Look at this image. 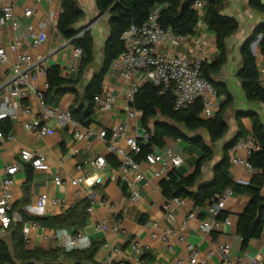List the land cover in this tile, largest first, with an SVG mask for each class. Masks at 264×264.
<instances>
[{
	"label": "crops",
	"instance_id": "crops-1",
	"mask_svg": "<svg viewBox=\"0 0 264 264\" xmlns=\"http://www.w3.org/2000/svg\"><path fill=\"white\" fill-rule=\"evenodd\" d=\"M77 1L85 14L84 18L77 24V28L89 29L93 34L95 43V61L83 73L81 81L77 85L79 92L83 93L93 75L100 71L102 67L103 51L110 33V25L109 15L98 10L96 0ZM6 4L14 6L16 17L21 26L19 29H14L11 24L0 26L1 41L7 46L16 40H21L22 46L28 48L30 40L26 33V24L32 22L37 26L41 20L47 18L51 11L61 9L62 0H42L41 2L36 0H0V9ZM30 6L35 7L36 12L28 19L24 16V10ZM223 13L234 16L239 21L238 31L227 40L228 61L217 76L218 82L232 95L233 102L226 111L225 118L229 129L222 139L212 141L206 129L188 132L190 137H202L214 151L212 160L205 162L202 166L198 185L213 179L215 169L223 159L225 145L236 137L241 128L245 131L247 137L250 136L253 123L248 115L249 112L257 113L264 123V103L247 99L238 76L242 67L240 53L242 45L250 38L258 25L264 24V13L253 9L249 4V0H228ZM46 32L49 39L40 52L48 55L47 66L59 65L63 76L76 78L80 63L76 65L77 60L73 58L74 46L61 36L57 26H48ZM256 46L258 51L256 52L255 47L253 52L257 58L261 77L264 75V55L261 53L258 44ZM159 52L162 54L179 52L188 59L204 55L207 61H211L215 58L217 52L215 35L201 21L197 33L192 39L187 42L173 40L161 46ZM33 53L37 54L36 52ZM16 59V53H12L11 64L15 63ZM72 59L73 61H71ZM76 66L77 70H75ZM4 69L5 67L0 66V71ZM45 80H47V76L41 78L40 84L42 85ZM133 81L139 86L143 85L145 83L143 74H137ZM103 85L104 89H109L118 98L109 112H96L94 121L87 127L82 126L83 133H91L88 139L76 138L72 128L62 127L53 120L48 122V125L53 129V133L39 137L23 127L22 122L29 120V118L22 115L19 122L13 123V131L16 133L18 140L16 142H4L0 148V194L5 168L20 160L21 150L27 148L43 154L50 163L48 171L32 168L29 179L28 169L31 166L21 162V169L15 176L14 210L22 216V219L26 218L21 225L22 232L28 233L29 237L28 241L25 240L26 248L61 249L53 237L55 228L51 225L44 226L36 222L35 219L57 217L69 208L86 200L88 194L92 192L95 195L94 209L88 214L85 225L64 229L73 234L77 231L87 236L92 243L100 244L95 256L98 264H144L142 260L144 254L150 256L149 264H190L186 244L174 240V250L170 251L161 240L151 239L150 231L144 224L146 220L154 219L159 221L162 227L179 228L182 220L192 211L197 212V217L190 220L185 234L188 242L200 248L202 257L210 250L216 252L220 244L229 243L234 257L233 264H239L238 259L244 255H257L264 264V233L261 238L253 239L246 248L242 247V239L237 233L239 214L244 211L250 200L249 196L238 193L232 195L228 199L225 209L231 212L233 223L228 226H221V228L210 233H204L200 231L199 224L202 219L212 216L211 205L199 207L192 200L187 199L184 206L175 209L176 219L174 222H169L165 217L162 205L167 198L164 196L161 187L162 179L155 175L160 166L159 164L154 166L148 163L142 164L146 179L141 185L142 198L134 202L130 198L129 185L116 168L108 166L101 169L94 163L98 157H104L107 160L110 154L107 150L106 140L99 136L101 130L111 131L120 123H126L130 127L137 128L138 133L143 131L141 115L136 120L128 117L127 108L129 106L125 95L128 84L124 81L122 74L119 71L109 70L105 75ZM223 98V96H220V104ZM74 100L75 94L67 93L62 97L60 105L69 108ZM29 103L35 111H38L36 98L31 97ZM219 110L220 108L215 114ZM201 116L203 117L202 112ZM153 125L154 122H151L150 128H153ZM132 131L136 132L135 130ZM154 149L159 152L172 149L181 156L185 154L186 160L182 157L184 162L177 169L182 177H187L195 171L197 161L201 157L200 149L181 140L166 139L163 148L154 147ZM75 150L79 152L76 154ZM237 154L246 158L248 151L241 148L237 151ZM79 165L84 166L85 172L78 169ZM254 172V170H249L240 165L229 163L228 166L229 177L239 184H248ZM56 175H60L63 180L67 181V184L56 186L54 183ZM79 176H84L82 186H80L83 189L81 195L77 194V188L69 183L72 178ZM42 195L64 199L67 207L47 205L42 208L39 205V198ZM100 222L106 223V230L97 228ZM32 223H37L38 227L33 228ZM15 224L17 223H13L12 226ZM11 229L4 238L13 251L16 243ZM134 241L139 242L141 245L142 252L139 255L132 249ZM115 249L118 251L116 252ZM59 259L66 264L72 263L69 258H65L62 254ZM209 264L224 263L215 253L209 260Z\"/></svg>",
	"mask_w": 264,
	"mask_h": 264
},
{
	"label": "trees",
	"instance_id": "trees-1",
	"mask_svg": "<svg viewBox=\"0 0 264 264\" xmlns=\"http://www.w3.org/2000/svg\"><path fill=\"white\" fill-rule=\"evenodd\" d=\"M197 0H96L97 8L101 13L109 15L110 33L104 46L103 64L87 84L83 93L77 89L83 73L94 63L95 50L92 32L87 29L77 28V24L84 18V11L77 0H62V11L57 22V29L61 36L71 44L80 48L82 57L76 78L65 77L61 73V67L52 64L47 68L46 76L49 88L45 93V100L49 105L58 106L62 97L67 93H74L75 100L69 110L72 118L82 126H89L94 121L96 114L95 97L103 92L104 78L109 71L111 63L125 50L122 40L123 33L133 24H143L150 12L160 8L159 23L164 28H170L175 36H195L199 23L202 21L208 30L215 35L216 56L211 61L202 64V72L205 78L213 83L219 96H223L220 110L215 116L205 119L201 116L202 106L196 102L186 109L176 110L174 99L170 92L162 93L160 86L146 81L139 86L135 93L131 106L141 112V123L148 130L150 136L147 142L139 140L141 151L134 155L137 161L143 160L153 151L154 147L163 148L166 139L181 140L201 150V157L197 161L195 171L182 177L177 171L170 174L168 180L161 181L163 194L167 199L181 197L192 200L196 206L206 207L213 205L218 200V195L226 188H232L235 193L245 194L250 197L244 211L239 214L237 233L242 239V247L246 248L253 239H259L264 233V123L255 112H249L253 128L249 134L257 144V149L249 155V162L255 171L248 184H239L232 180L228 174L230 163V151L246 133L242 128L236 137L224 147V156L221 164L215 169L214 177L198 185L202 166L212 160L214 151L202 137H190L189 131L206 129L212 141L222 139L228 129L225 115L233 102L229 91L217 80L222 68L228 61L227 40L239 29V21L234 16L223 13L228 0H203L204 14L201 16L194 4ZM250 6L264 13V0H249ZM112 8V9H111ZM261 53L264 55V24L258 25L254 33L244 42L241 48L242 67L239 79L248 100L264 103V85L260 81V73L257 58L252 50V44L258 40ZM154 122L153 128L150 123ZM13 129V122L4 119L0 122V130L8 133ZM108 163L118 168L120 162L114 154L107 157ZM28 178L32 172V166L28 169ZM88 199L69 208L63 214L47 218L35 219L44 226H53L55 230L68 227H82L88 217ZM230 214L222 210L218 218L224 219ZM26 220V218L23 219ZM23 223L11 226L15 246L11 250L7 240L0 238V264H66L60 260L62 254L69 258L70 264H98L95 256L100 247L98 243H91L88 249H76L72 251L44 250L42 248L28 249L25 246L24 233L21 230ZM76 233H78L76 231ZM75 233V234H76ZM144 264H149L150 256H142Z\"/></svg>",
	"mask_w": 264,
	"mask_h": 264
},
{
	"label": "built area",
	"instance_id": "built-area-1",
	"mask_svg": "<svg viewBox=\"0 0 264 264\" xmlns=\"http://www.w3.org/2000/svg\"><path fill=\"white\" fill-rule=\"evenodd\" d=\"M36 1L41 2L42 0ZM204 5L203 0H197L194 4V8L198 10L201 16L204 14ZM61 11L62 7L51 11L47 18L41 20L37 26L32 22L26 24V33L30 40L28 48L22 46L21 40H16L7 46L4 45L0 33V66L5 67L3 71H0V122L4 119H10L13 123L19 122L20 116H26L29 120L22 122L23 127L39 137H44L53 133V129L48 125V122L53 120L62 127L72 128L76 138L88 139L91 133L82 132V125L72 118L69 108L60 104L52 106L46 102L45 93L49 88L48 81L45 80L42 85L40 84V77L46 76L48 68V55L40 52L49 39L46 29L50 25L57 26ZM35 12V7H27L24 10V16L29 19ZM159 16L160 8H155L143 24H133L123 33L122 40L125 44V50L111 63L109 68V70L119 71L128 84V88L125 90L126 101L129 106L127 108L128 117L136 120L141 115L139 110L131 106L139 88V85L133 80L139 73L143 74L145 82H152L160 86L163 94L170 92L176 110L186 109L196 102H200L203 117L207 119L213 117L220 106V96L213 83L203 75L202 64L206 61L205 56L198 55L194 59H188L179 52L160 53L159 48L161 46L173 40L187 42L194 36H175L170 28H164L160 25ZM6 24H11L14 29H19L21 26L12 4H6L0 9V26ZM68 42L71 44L70 41ZM12 53H16L17 59L15 63L11 64ZM81 57V49L73 47V58L77 60L76 65L80 63ZM75 70H77V66ZM260 81L264 85V75L260 77ZM31 97L36 98L38 111H35L30 105ZM117 98V95L109 89H103V92L95 97L96 112H109ZM99 136L106 140L108 152L118 158L120 165L116 169L124 176L129 185L130 198L134 202L142 198L141 185L146 179L142 168L143 163L152 166L159 164L156 177L168 180L170 174L176 172L184 162L182 156L172 149L166 152H159L154 149L143 160L137 161L134 155L141 151L139 140L147 142L150 136L148 130L144 128L141 133H138L137 128L130 127L126 123H120L111 131L101 130ZM17 140V135L13 129L8 133L0 130V148L4 142H16ZM241 148L247 149L248 156L246 158L237 154ZM256 149L257 144L252 136L239 139L230 151V163L253 170L248 158L251 152ZM78 152L75 150L76 154ZM21 162L29 164L35 170L48 171L50 169V163L46 156L27 148L21 150L19 161L6 166L0 194V238L5 237L13 223L23 221L22 216L14 210L15 176L21 169ZM94 163L101 169L111 166L104 157H98ZM78 169L85 172L84 166L79 165ZM83 179L84 176H79L69 181L71 185L77 188L79 195L83 193V189L80 187ZM54 183L56 186H62L67 184V181L63 180L60 175H56ZM234 194L233 189L229 187L218 195L217 202L212 205V216L200 221L199 229L201 232L210 233L221 228V226H228L233 223L230 211H228L230 214L224 219H219L218 215L222 210H226L228 199ZM87 199L90 201L87 209L90 213L94 209L95 195L90 192ZM186 200L176 197L167 199L163 203L162 210L169 222L175 221V209L184 206ZM39 205L42 208L47 205L67 207L64 199L55 196L48 197L47 195H42L39 198ZM196 217L197 212H190L182 220L179 228L162 227L160 222L154 219L146 220L144 225L150 231L151 239L161 240L170 251L174 250V240L186 244L190 264H209V260L215 253L218 254L224 264H233L234 257L229 243L220 244L216 252L210 250L202 257L200 248L188 242L185 232L190 220ZM32 227L36 228L38 224L32 223ZM97 228L106 230V223L100 222ZM24 237L28 241V233L25 232ZM53 237L58 246L65 251L88 249L92 243L87 236L81 233H70L64 228L54 230ZM132 249L137 255L142 252L141 245L137 241L132 243ZM115 251L118 250L115 249ZM238 260L239 264H262V260L257 255H244Z\"/></svg>",
	"mask_w": 264,
	"mask_h": 264
},
{
	"label": "water",
	"instance_id": "water-1",
	"mask_svg": "<svg viewBox=\"0 0 264 264\" xmlns=\"http://www.w3.org/2000/svg\"><path fill=\"white\" fill-rule=\"evenodd\" d=\"M112 9V8H111ZM103 14H108V11L107 12H104ZM249 39V38H248ZM247 39V40H248ZM261 39V36H259V38H258V40L257 41H255L253 44H252V50L254 51V49H255V47H256V45L258 44V42H259V40Z\"/></svg>",
	"mask_w": 264,
	"mask_h": 264
},
{
	"label": "rangeland",
	"instance_id": "rangeland-1",
	"mask_svg": "<svg viewBox=\"0 0 264 264\" xmlns=\"http://www.w3.org/2000/svg\"><path fill=\"white\" fill-rule=\"evenodd\" d=\"M253 49V48H252ZM258 51V48H257V46H256V52ZM43 76H41L40 78H42ZM182 157L186 160V156H185V154H182Z\"/></svg>",
	"mask_w": 264,
	"mask_h": 264
}]
</instances>
